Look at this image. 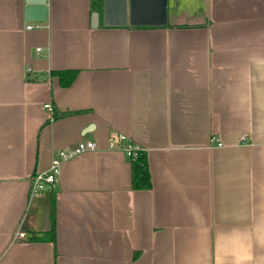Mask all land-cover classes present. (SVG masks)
<instances>
[{
	"label": "crops",
	"instance_id": "crops-1",
	"mask_svg": "<svg viewBox=\"0 0 264 264\" xmlns=\"http://www.w3.org/2000/svg\"><path fill=\"white\" fill-rule=\"evenodd\" d=\"M25 6L0 0V264H264V0H166L163 24L154 0L124 21L119 0H47L31 30Z\"/></svg>",
	"mask_w": 264,
	"mask_h": 264
},
{
	"label": "built area",
	"instance_id": "built-area-1",
	"mask_svg": "<svg viewBox=\"0 0 264 264\" xmlns=\"http://www.w3.org/2000/svg\"><path fill=\"white\" fill-rule=\"evenodd\" d=\"M41 27L42 24L40 20L29 21L25 25V29L28 30L40 29ZM36 49L39 50V47ZM44 107L50 113L51 117V114L53 113L51 104L46 103L44 104ZM220 144L221 143H219V145ZM140 148H142L140 145L136 144L135 142L129 141L127 136L122 133H119L108 140V149L122 150L126 152L128 157L133 153V151ZM96 149L97 145L92 140H81L69 148L59 149L57 155H54L51 158L49 166L46 169L37 171L32 175L30 181V195L34 196L38 192L44 189H50L54 186V184L57 182L60 165L64 160L72 158L84 151ZM18 234L20 236L24 235L23 232H19Z\"/></svg>",
	"mask_w": 264,
	"mask_h": 264
},
{
	"label": "water",
	"instance_id": "water-1",
	"mask_svg": "<svg viewBox=\"0 0 264 264\" xmlns=\"http://www.w3.org/2000/svg\"><path fill=\"white\" fill-rule=\"evenodd\" d=\"M46 1L47 0H25L26 19H28L29 21L45 20L47 11ZM142 2H145L148 5L152 2V0H130V6L132 7L131 17L134 15V13L136 14V12H138L136 8H138L139 3L142 4ZM154 3L156 7L154 14L155 22L152 23L163 24L166 21V0H154ZM119 4L121 8L118 15H121L122 21H124L126 0H119ZM93 15L95 16L96 13H93Z\"/></svg>",
	"mask_w": 264,
	"mask_h": 264
},
{
	"label": "trees",
	"instance_id": "trees-1",
	"mask_svg": "<svg viewBox=\"0 0 264 264\" xmlns=\"http://www.w3.org/2000/svg\"><path fill=\"white\" fill-rule=\"evenodd\" d=\"M65 73L69 75V78L65 81V84H69L75 76V71ZM129 160L131 166L130 183L132 189H149L151 187V178L145 149L140 148L133 151V153L129 156ZM54 230V217L52 214L51 227L49 230L52 234V240H54Z\"/></svg>",
	"mask_w": 264,
	"mask_h": 264
}]
</instances>
